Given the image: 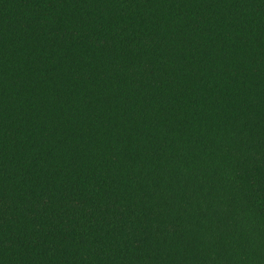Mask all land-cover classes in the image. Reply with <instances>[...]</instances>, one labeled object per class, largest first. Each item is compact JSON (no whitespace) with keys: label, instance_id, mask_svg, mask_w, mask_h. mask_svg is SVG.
I'll return each mask as SVG.
<instances>
[{"label":"trees","instance_id":"1","mask_svg":"<svg viewBox=\"0 0 264 264\" xmlns=\"http://www.w3.org/2000/svg\"><path fill=\"white\" fill-rule=\"evenodd\" d=\"M0 264H264V0H0Z\"/></svg>","mask_w":264,"mask_h":264}]
</instances>
